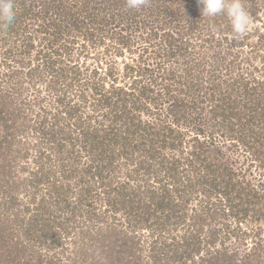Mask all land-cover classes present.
<instances>
[{
	"label": "rangeland",
	"instance_id": "rangeland-1",
	"mask_svg": "<svg viewBox=\"0 0 264 264\" xmlns=\"http://www.w3.org/2000/svg\"><path fill=\"white\" fill-rule=\"evenodd\" d=\"M243 3L236 37L197 0H14L0 264H147L157 234L192 233L264 260V0Z\"/></svg>",
	"mask_w": 264,
	"mask_h": 264
},
{
	"label": "trees",
	"instance_id": "trees-1",
	"mask_svg": "<svg viewBox=\"0 0 264 264\" xmlns=\"http://www.w3.org/2000/svg\"><path fill=\"white\" fill-rule=\"evenodd\" d=\"M164 202L158 201L156 202L157 208H161ZM3 232L0 230V244L3 245L1 239H2ZM142 235H128L127 236V242L131 243V246L139 244V240ZM214 238L210 240L211 244H215L216 237L213 235ZM151 245V259L149 260V263L147 264H161L159 262L160 259H158V256L156 254V251L159 253L161 252L162 248L164 250H167V248L172 250V254L166 253L167 261L173 260L178 262V264H264L262 261L264 260H257L253 261V258L255 256L260 257L261 250L259 249V244H256V248L254 249V252L250 250L245 254V256L241 259H237V253L236 252H230L227 249H224L223 251L215 250L213 248L208 249V256L206 257L202 252L200 253V247L202 246V241H200L198 234H191V235H184L182 238H178L176 236H172L170 242H164V240L161 239L160 235L157 234L155 238L150 242ZM4 246V245H3ZM167 246V248H166ZM131 252L132 257L135 259V261H131L133 263H136L138 258H140L139 255H136L135 253ZM196 253H199L196 255ZM254 254V255H253ZM2 255H0L1 257ZM254 256V257H253ZM261 258V257H260ZM131 264V263H130ZM140 264V263H139Z\"/></svg>",
	"mask_w": 264,
	"mask_h": 264
},
{
	"label": "clouds",
	"instance_id": "clouds-1",
	"mask_svg": "<svg viewBox=\"0 0 264 264\" xmlns=\"http://www.w3.org/2000/svg\"><path fill=\"white\" fill-rule=\"evenodd\" d=\"M202 5L203 18L225 16L231 25L234 36L241 37L251 25V16L245 8L243 0H197ZM148 0H126L131 10H140L147 6ZM14 0H0V28L6 29L15 20Z\"/></svg>",
	"mask_w": 264,
	"mask_h": 264
}]
</instances>
